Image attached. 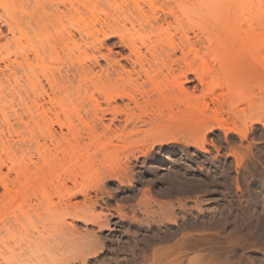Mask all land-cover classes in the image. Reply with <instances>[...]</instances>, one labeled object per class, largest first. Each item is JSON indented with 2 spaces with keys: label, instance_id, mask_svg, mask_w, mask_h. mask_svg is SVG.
Wrapping results in <instances>:
<instances>
[{
  "label": "bare ground",
  "instance_id": "obj_1",
  "mask_svg": "<svg viewBox=\"0 0 264 264\" xmlns=\"http://www.w3.org/2000/svg\"><path fill=\"white\" fill-rule=\"evenodd\" d=\"M15 1L19 3H14L10 17L15 47L9 72L12 103L24 104L31 118L41 119L44 129L40 130L42 143L31 135L24 148L10 144L14 133L19 136L17 130L0 129V264H9L21 254L8 244L41 245L45 263L51 264H89L91 260L95 264H157L163 260L182 264L183 244H117L114 253L125 248L124 257L101 259L105 244L88 229L77 236L81 245L74 251V220L101 231L109 226V217L94 210L97 202L90 191L99 187L97 180L78 181L74 174L77 139L72 124L64 125L59 114L81 107L92 123L87 126L93 147L116 148L124 137L143 134L151 145H123L147 150L153 143L176 140L167 131L175 120L223 106L233 91L223 83L232 79V86L259 88L251 92L243 131L233 122L235 127L225 130L223 120L220 125L218 119L204 120L190 144L206 153L203 135L216 126L223 125V134L239 128L235 132L239 135L246 134L253 123L264 126V0ZM29 23L42 47L43 77L48 85L29 99L31 104L23 94L25 84L32 81L19 68V57L25 56L21 38L28 39L25 26ZM112 38L109 47L106 42ZM78 195L80 202L73 200ZM167 209L170 212L160 211L163 219H171L172 208ZM146 210L143 222L152 229L155 213ZM119 216L126 218L123 213ZM132 220L130 227L143 229L142 220L133 216ZM36 223L42 225V233H23L26 225ZM175 252L176 258L166 261Z\"/></svg>",
  "mask_w": 264,
  "mask_h": 264
},
{
  "label": "rangeland",
  "instance_id": "obj_2",
  "mask_svg": "<svg viewBox=\"0 0 264 264\" xmlns=\"http://www.w3.org/2000/svg\"><path fill=\"white\" fill-rule=\"evenodd\" d=\"M15 2L0 0V70L4 72L0 76V129L6 131L9 128L12 133L17 130L19 136L14 133L10 144L13 148H24L30 144L27 138L31 135L43 142L40 130L44 127H41V119L31 118L30 110L24 104L12 103L13 78L9 72L14 65L15 47L10 17ZM25 27L28 39L21 38L25 56L24 59L19 57V68L32 81L30 85L25 84L27 92L23 94L27 103L31 104L30 100L48 85L43 77L42 47L34 37L31 24ZM113 41V38L107 40L106 45L112 47ZM118 50L114 48V51ZM100 63L103 64V60ZM21 78L25 79L24 74ZM231 83L232 79L227 84L223 83L225 88L233 90L223 106L175 120L168 125L167 131L170 136L175 135L176 140L153 143L147 150L145 146H140L138 151L133 148V145L152 144L150 140L146 141L147 136L143 134L124 137L125 142L121 141L116 148L111 145L107 146L110 149H103V146L95 148L88 139L87 125L92 123L86 119L81 107H70L67 112L59 114L64 125L72 124V133L77 139L74 142V171L77 173L74 174H77L78 181L97 180L95 182L99 187H92L90 191L92 199L97 202L94 210L109 217V226L101 231L95 225L74 220L77 230L74 232V251L81 245L78 237L86 234L84 229H88L105 244L106 251L101 259L124 257L128 253L125 248L117 255L114 253L117 244L151 243L154 247L183 244L182 264H264V126L253 123L244 137V134L235 133L239 128L243 131L248 102L253 95L251 92L255 89L256 93L259 92V88L247 85L236 87ZM31 111L35 112V108ZM80 117L86 119L85 122ZM214 119H218L219 125L223 123L220 120L225 121V130L232 128V122L239 128L234 132L230 128V132L227 130L223 134V125H218L220 128L216 126L212 132L205 133L204 142L202 139L201 142L207 152L202 153L190 144L192 134L201 128L204 120ZM53 127L59 131L57 125ZM63 131L66 130L63 128ZM114 142L118 144V141ZM125 143L133 145L124 147ZM73 200L80 202L82 197L78 195ZM167 208H172V220L163 219L164 215L160 213L164 209L170 212ZM117 209L126 218L122 219ZM146 209L155 213H152L155 215L152 229H148L143 222L147 218L144 215ZM132 216L142 220L143 229L129 226ZM24 230V234L36 236L37 232H43V227L39 223L28 224ZM8 245L21 252L20 255L17 253V258L10 259L9 264H51L45 263L41 245ZM176 255L177 252L169 255L166 261L175 259ZM100 258L98 261H101ZM91 261L89 264L94 263ZM157 264H165V260Z\"/></svg>",
  "mask_w": 264,
  "mask_h": 264
}]
</instances>
